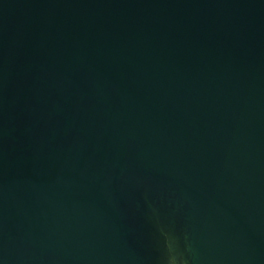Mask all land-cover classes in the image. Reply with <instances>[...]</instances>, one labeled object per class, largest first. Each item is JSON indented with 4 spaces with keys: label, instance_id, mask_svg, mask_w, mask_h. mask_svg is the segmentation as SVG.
Instances as JSON below:
<instances>
[{
    "label": "water",
    "instance_id": "obj_1",
    "mask_svg": "<svg viewBox=\"0 0 264 264\" xmlns=\"http://www.w3.org/2000/svg\"><path fill=\"white\" fill-rule=\"evenodd\" d=\"M0 264H264V0H0Z\"/></svg>",
    "mask_w": 264,
    "mask_h": 264
}]
</instances>
